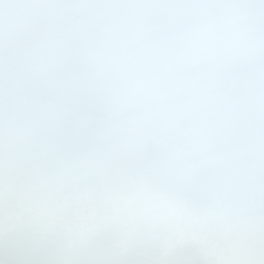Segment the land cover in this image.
<instances>
[{"label":"snow or ice","instance_id":"snow-or-ice-1","mask_svg":"<svg viewBox=\"0 0 264 264\" xmlns=\"http://www.w3.org/2000/svg\"><path fill=\"white\" fill-rule=\"evenodd\" d=\"M0 264H264V0H0Z\"/></svg>","mask_w":264,"mask_h":264}]
</instances>
